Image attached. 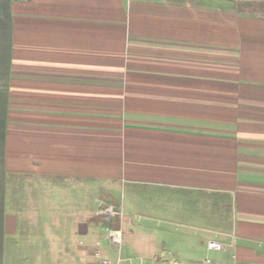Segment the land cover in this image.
Listing matches in <instances>:
<instances>
[{
    "label": "crops",
    "instance_id": "crops-1",
    "mask_svg": "<svg viewBox=\"0 0 264 264\" xmlns=\"http://www.w3.org/2000/svg\"><path fill=\"white\" fill-rule=\"evenodd\" d=\"M126 211L264 264V0H0V264Z\"/></svg>",
    "mask_w": 264,
    "mask_h": 264
},
{
    "label": "rangeland",
    "instance_id": "rangeland-1",
    "mask_svg": "<svg viewBox=\"0 0 264 264\" xmlns=\"http://www.w3.org/2000/svg\"><path fill=\"white\" fill-rule=\"evenodd\" d=\"M106 209L107 205H103L101 212L105 221H107ZM128 213L130 214L131 211H126V214ZM111 216H113V213ZM131 216L135 224L121 227L120 264H151L154 255L167 264H181L180 262L202 264L205 258L210 259L214 264H220V261L227 264L228 259L223 252L208 250L206 245L184 236L186 232H193L195 236L203 238L205 236L203 233H195L194 230L184 229L181 226L168 227L167 225H156L151 222L143 226L142 221L138 219L136 214L131 213ZM117 218L119 219V216ZM104 235L101 238L102 243L97 248L100 250L101 255L107 254L114 259L118 249L113 248L109 251ZM81 256L76 252L59 255L53 248L49 247L48 253L44 257L15 259L12 260V262L15 261L12 264H95V262L100 264L98 258L93 256L84 258Z\"/></svg>",
    "mask_w": 264,
    "mask_h": 264
},
{
    "label": "built area",
    "instance_id": "built-area-1",
    "mask_svg": "<svg viewBox=\"0 0 264 264\" xmlns=\"http://www.w3.org/2000/svg\"><path fill=\"white\" fill-rule=\"evenodd\" d=\"M110 217H111V213L107 212V218H106L107 221L110 220ZM108 227H110L109 234H108V239H109L110 243L115 245L117 248H119L120 244H121V229L120 228H114V227L112 228L110 225H108ZM206 248L208 250H212V251H216V252H222L225 247H224L223 243L210 239V240L206 241ZM118 262H119V259H117L115 264H118ZM101 263L102 264H111L110 260L108 258H103L101 260ZM133 264H141V263H133ZM202 264H214V263L210 259L205 258V259H203ZM220 264H222V261H220ZM248 264H257V263L251 262Z\"/></svg>",
    "mask_w": 264,
    "mask_h": 264
}]
</instances>
